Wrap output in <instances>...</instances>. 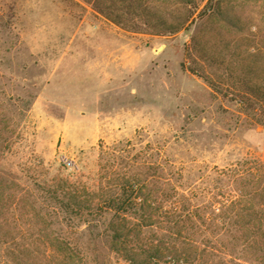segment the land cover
<instances>
[{
	"label": "rangeland",
	"instance_id": "obj_1",
	"mask_svg": "<svg viewBox=\"0 0 264 264\" xmlns=\"http://www.w3.org/2000/svg\"><path fill=\"white\" fill-rule=\"evenodd\" d=\"M150 5L163 22L86 0H0V264H61L64 240L84 264H127L110 247L111 213L92 207L119 182L153 206L182 194L208 211L222 169L264 159V126L231 99L240 64L264 71V0ZM68 196L84 206L71 217L57 204ZM153 218L140 232L152 244L168 232ZM240 233L200 226L203 264H264L248 230L228 251Z\"/></svg>",
	"mask_w": 264,
	"mask_h": 264
},
{
	"label": "trees",
	"instance_id": "obj_2",
	"mask_svg": "<svg viewBox=\"0 0 264 264\" xmlns=\"http://www.w3.org/2000/svg\"><path fill=\"white\" fill-rule=\"evenodd\" d=\"M86 1H93L94 6L97 5L107 15L113 13L108 10L109 7L116 8L120 11L114 13V16L118 17L117 20L122 18L121 15L144 21L153 18L162 20L161 15L151 11L152 0H111L108 4L106 0ZM179 26L180 23H177L160 31L171 33ZM251 48L255 49L254 46ZM239 66L234 76L231 99L249 118L250 124L264 126V71L261 76H257L252 67L243 64ZM187 69L211 83L204 73L200 74L192 67ZM219 175L223 194L219 202L214 200L207 203L206 208L212 207L208 211L199 207L196 202H182L180 197L185 199L182 194L178 196L168 194L166 195L168 198L174 196L171 202H157L153 206L151 204L153 202H147L146 195L141 189H137L133 181L128 179L118 183L117 192L104 196V200L98 199L100 202L92 207L100 212L111 213L108 225L110 247L119 253L127 264H156L163 256L162 251L170 253V262H168L170 264H203L206 254L202 251L197 252L196 248H199L205 240L194 238L193 233L200 230V226L204 224L215 227L221 224L242 233L248 230L247 235L243 234L246 238L244 241L254 253L257 252L256 258H252V261L259 262L264 258V159L256 160L251 165H246L245 162L236 163L222 169ZM75 199L71 200L68 196L66 202L62 200L57 202L58 207L69 217L77 214L84 207L77 198ZM215 202L220 203L217 212H214ZM152 216L155 217L152 224L156 223L168 231L162 233L153 244L140 237L141 228L146 224V220L151 221L149 219ZM180 233H183L182 238H176ZM242 233L232 236L228 251H234ZM186 240L187 248L185 246L177 248V243L186 244ZM57 243L62 248L61 264H84V256L75 252L69 241ZM229 255L235 258L232 254Z\"/></svg>",
	"mask_w": 264,
	"mask_h": 264
}]
</instances>
